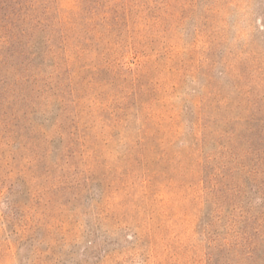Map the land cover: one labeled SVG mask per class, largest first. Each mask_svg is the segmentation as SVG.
<instances>
[{"label": "rangeland", "instance_id": "obj_1", "mask_svg": "<svg viewBox=\"0 0 264 264\" xmlns=\"http://www.w3.org/2000/svg\"><path fill=\"white\" fill-rule=\"evenodd\" d=\"M29 1L0 33V264H264V0Z\"/></svg>", "mask_w": 264, "mask_h": 264}, {"label": "trees", "instance_id": "obj_2", "mask_svg": "<svg viewBox=\"0 0 264 264\" xmlns=\"http://www.w3.org/2000/svg\"><path fill=\"white\" fill-rule=\"evenodd\" d=\"M29 0H0V33L4 34V37L12 42L17 36L16 34H24L25 28L30 25V21L34 22L36 19H33L31 16L35 15L34 12H31L33 8L29 6ZM32 3V0H31ZM33 5V4H32ZM37 22H40L37 20ZM17 31V32H16ZM261 237L264 242V227L261 230L260 235H256L255 238ZM255 242V241H254ZM252 242V246L254 244ZM250 246V251L245 255L244 264H254L258 257V248ZM233 245L227 246L218 244L217 247H214L215 253H210L211 264H230L229 256L234 252L232 251ZM213 252V251H212ZM224 257L226 259L223 261ZM238 264V263H236Z\"/></svg>", "mask_w": 264, "mask_h": 264}]
</instances>
